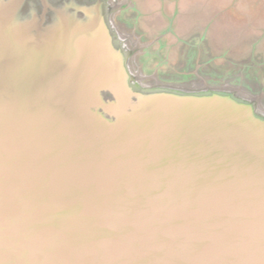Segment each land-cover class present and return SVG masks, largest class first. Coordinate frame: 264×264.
Segmentation results:
<instances>
[{"label":"water","instance_id":"1","mask_svg":"<svg viewBox=\"0 0 264 264\" xmlns=\"http://www.w3.org/2000/svg\"><path fill=\"white\" fill-rule=\"evenodd\" d=\"M206 0H0V264H264V28Z\"/></svg>","mask_w":264,"mask_h":264},{"label":"crops","instance_id":"2","mask_svg":"<svg viewBox=\"0 0 264 264\" xmlns=\"http://www.w3.org/2000/svg\"><path fill=\"white\" fill-rule=\"evenodd\" d=\"M204 1V0H203ZM213 5L220 4L227 9L228 16L234 21L244 20L243 28L251 35L264 28V0H206Z\"/></svg>","mask_w":264,"mask_h":264}]
</instances>
